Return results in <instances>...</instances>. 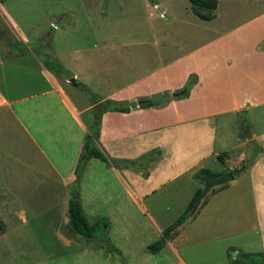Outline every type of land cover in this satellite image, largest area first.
Masks as SVG:
<instances>
[{"label":"rangeland","instance_id":"374dc122","mask_svg":"<svg viewBox=\"0 0 264 264\" xmlns=\"http://www.w3.org/2000/svg\"><path fill=\"white\" fill-rule=\"evenodd\" d=\"M216 1V18L205 21L194 14L190 0H0V39L4 40L3 32L10 44L13 42L27 50L26 61L34 60L44 65L41 57L32 54L35 48L52 57L71 78L74 73L79 77L84 74L93 77L94 87L81 78L77 83L91 89L97 98L103 94L101 87L106 83L103 74L110 72L111 63H138L136 66L140 70H136V78L175 57L184 56L181 65L168 71L170 79L175 81L174 86L178 87L177 83L184 80V73L192 69V64L209 60L223 64L226 60L223 54L225 41L213 52V45L192 54L194 49L207 45L218 33L264 11V0ZM21 33L27 38L26 43ZM234 37L242 47L236 53L242 54L246 46L251 48L255 44L262 51L264 20L246 27ZM103 47H113L109 50L114 51L111 56L104 57L103 69L86 67L88 58L105 50ZM248 52L250 55L244 61L255 62V54ZM262 64L264 61L259 63ZM192 76L198 75L191 72L182 89L174 92L185 94L179 96L183 105H195L194 100H188L196 85H189ZM69 82L65 83L66 89L78 103L91 102L84 89ZM261 84L262 81H257L258 86ZM252 89L255 93L261 91L258 95L263 96L264 88ZM174 93L164 92L158 96L167 95L171 101ZM91 117V113L83 115L88 122ZM214 124L216 150L228 158L210 157L197 169L167 183L144 200L133 203L130 192L132 186L138 192L147 190L148 186L143 181L133 183L129 176L117 173L112 164L92 159L90 166L80 170L77 173L80 180L76 181L72 191L81 196L88 221L95 224L105 219L110 224L105 232L93 239L73 235L61 222L62 212L66 210L61 203L66 193L62 186L51 184L45 161L39 154L36 155L34 150L16 151L14 157L21 169L4 157L2 172L24 173L29 170L28 164L36 169L24 182L23 186L27 185L28 189L24 188L14 198L7 196L16 211L0 214L7 228L0 235V264H250L251 257L260 261L264 257V198L260 204L256 196L260 192L264 194V170L260 174V169L256 172L249 169L264 158L261 151L264 149V105L239 114L231 112L218 116ZM247 128L252 136L255 135L251 142L242 139ZM248 150L252 154L246 162L239 161L240 153ZM255 153L258 154L252 159ZM153 161H149V167ZM149 167L139 169L137 174L144 177ZM203 170H208L212 176L231 173L235 182L211 190L198 212L188 211L194 217L179 228L177 236L159 252L149 251L148 246L158 241L165 229L187 212L196 189L203 190L204 184L200 181ZM22 208L26 210L23 217L32 221L30 225L17 227ZM66 239L71 243L66 244Z\"/></svg>","mask_w":264,"mask_h":264},{"label":"crops","instance_id":"0c3cea01","mask_svg":"<svg viewBox=\"0 0 264 264\" xmlns=\"http://www.w3.org/2000/svg\"><path fill=\"white\" fill-rule=\"evenodd\" d=\"M262 20L264 11L218 33L207 45L194 49L192 54L201 52L205 46L213 45V52L219 43L225 41L227 45L223 54L226 60L223 64L210 60L192 64V69L184 73V80L177 83L180 85L178 87L174 86L175 81L170 79L168 71L181 65L184 56L175 57L173 61L158 65L156 70L147 71L136 78L134 74L137 69L140 70L139 66H136L138 63L126 61L109 64L110 72L103 74V80L106 82L101 87L103 101H139L149 99L155 94L178 92V88L182 89L191 72L198 75V82L188 99L194 100L195 105H183L184 102H181L179 97L171 96V101L160 108H136L130 113L108 112L103 115L98 147L112 160L140 161L138 169L114 168L117 173L129 176L133 183L143 181L148 186L147 190L139 192L132 186L130 193L133 203L135 200H144L161 190L167 183L197 169L206 159L220 155L215 147L217 130L214 120L218 116L229 115L231 112L239 114L249 108L264 105V94L260 97L258 94L261 91L255 93L252 89L264 88V64L259 65L264 61V49L258 50L259 45L255 44L251 48L246 46L242 54H238L235 51L242 47L234 37L246 27ZM13 25L17 29L14 20ZM21 37L26 43L25 35L21 33ZM103 48L105 50H99L88 58L86 67L93 69L95 66L98 71L103 69L104 57L114 53L109 50L113 47ZM247 50L255 54V62L244 61L250 55ZM188 55H191V52ZM26 60L22 61L16 57L8 59L0 48V214L16 211H13L7 196L14 198L21 194L24 188L28 189L27 185L23 186L24 182L29 180V176L31 177L36 169L28 164L29 170L24 173L2 172V159L9 158L20 168L19 161L14 157L16 151L34 150L36 155L39 154L44 159L51 184L64 188L66 196L64 195L61 205L63 204L66 210L62 212L64 215L61 222L66 224L73 234L70 229L69 202L77 192L72 191L76 187V181L80 180L76 170L92 122V117L88 122L83 119V115L92 114L93 105L91 102L80 104L68 93L65 83L70 79L63 80L38 61ZM73 75L75 83L81 78L93 87L96 86L93 77L88 78L85 74L84 77H79L77 73ZM257 81H262V84L258 86ZM95 89L98 90V87ZM254 139L255 135L251 141ZM154 150H161L162 156L149 167L151 160L145 157ZM251 154L250 150L247 153L241 152L239 161L246 162ZM91 160L85 163L81 171L87 168ZM147 166L150 168L149 172L145 173L144 177L139 176V169ZM258 169L259 173L263 174L264 158L257 160L249 171L256 172ZM253 188L256 190L255 185ZM198 190L202 188L196 189L194 196ZM97 194L96 190L95 196ZM256 198L261 204L264 194L260 192ZM19 212L21 216L17 227L30 225L32 220L23 217L26 210L22 208ZM0 220L4 223V217H0ZM68 243L71 242L66 239V244Z\"/></svg>","mask_w":264,"mask_h":264},{"label":"trees","instance_id":"16d2710c","mask_svg":"<svg viewBox=\"0 0 264 264\" xmlns=\"http://www.w3.org/2000/svg\"><path fill=\"white\" fill-rule=\"evenodd\" d=\"M191 4L193 5V12L196 14L200 19L205 21H211L215 18V10L218 7L216 0H190ZM202 11H206V14H203ZM1 35L4 37V40L0 39V48L2 50V54L9 59V57H16L18 59H21L22 61H25L27 59L26 53L27 50H24L22 46L18 45L15 46L13 42L10 44L9 39L6 37L5 34L2 32ZM7 36V35H6ZM30 52V51H29ZM32 54L36 57H41L44 61V65L53 73L59 76H65V78H71V75L69 72L62 69L60 65H58L55 61L52 60V57H50L48 54H45L44 52H40L39 50H36L35 48L31 51ZM192 82L191 84H196L197 77L192 76L190 78ZM76 88H82L84 89L91 97V103L93 105L92 107V122L88 130L86 143L84 147V152L80 158V162L78 164L76 173H78L81 168L85 165L86 162L89 160L95 158L99 159L102 162H105L107 164H112L115 168L120 167H128V168H134L138 169L140 167V161H129V160H112L106 154L98 147L97 142L100 137V126L102 117L105 113L108 112H119V113H130L133 109L136 108H157L163 106L165 103L169 101V96H162L159 97L158 95L153 96L149 99H142L139 101H115V100H101V98H97L96 94L91 92V89L87 88L83 84H75ZM185 96L184 93H180L179 95ZM261 151L264 152V149ZM258 153H255L254 156H252V159L257 156ZM162 156L161 150H154L152 153L148 154L145 158H148L150 160L158 161L160 157ZM220 159L223 160L224 155L218 156ZM144 158V159H145ZM251 159V160H252ZM245 165L243 164L242 170L244 169ZM205 174H210L208 170H203L200 173V176H203ZM214 176H220V175H214ZM202 190H198L195 196L193 197L191 203L189 204L187 212L174 224L169 226L165 229V231L162 234V237L156 241L155 243L148 246L149 251L153 253L159 252L169 240L173 239L175 236L179 233V228L183 226L188 220L194 217V214L189 213L193 210L198 196L201 194ZM189 211V212H188ZM69 215L71 220V226L73 232L81 237H84L85 239H93L96 238L99 234L105 232L109 227V222L105 219L100 220L96 222L95 224H91L88 221V218L86 214L83 211L82 204L80 201V198L77 195H74L72 199L69 202ZM5 231V225L2 220H0V234ZM251 263L250 264H264V257L261 258L260 261H256L253 257L250 258Z\"/></svg>","mask_w":264,"mask_h":264},{"label":"water","instance_id":"95a60500","mask_svg":"<svg viewBox=\"0 0 264 264\" xmlns=\"http://www.w3.org/2000/svg\"><path fill=\"white\" fill-rule=\"evenodd\" d=\"M70 82L75 84V79L71 78ZM180 93H174L173 96L175 98L179 97ZM243 138L246 140H252V135L250 134V130L247 128L244 131ZM234 175L231 173L225 174L223 176H212L210 174H205L200 178V181L204 184V188L201 194L198 196L196 204L192 210V212H196L199 206L201 205L204 198L208 195V193L216 187L224 186L234 180Z\"/></svg>","mask_w":264,"mask_h":264}]
</instances>
